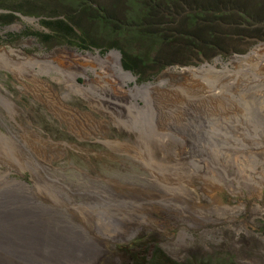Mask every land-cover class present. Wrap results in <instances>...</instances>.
Listing matches in <instances>:
<instances>
[{"label":"rangeland","instance_id":"1","mask_svg":"<svg viewBox=\"0 0 264 264\" xmlns=\"http://www.w3.org/2000/svg\"><path fill=\"white\" fill-rule=\"evenodd\" d=\"M201 3L205 7L196 0H0V11L13 16L0 15V23L9 22L0 28V50L21 54L0 56V93L13 103L0 102V131L24 144L31 138L21 137V126L61 144L57 153L48 150L55 155L51 162L25 145L28 159L41 166L17 172L19 166L8 163L21 162V154L0 143V158L10 160L0 164L3 179L33 187L32 196L16 189L8 193L24 204L35 202L34 212L44 207L41 223L52 238L41 251L48 264H264V67L232 62L264 44V0ZM194 8L212 11L200 10L190 24L191 12L184 11ZM15 14L60 17L75 34L66 37ZM150 14L156 25L191 31L195 38L163 47L153 38L143 40L135 30H159L148 27ZM26 32L39 36L23 37ZM200 38L208 45L198 54L192 45ZM75 49L102 56L118 51L122 66L124 59L139 58L132 71L138 84L167 79L170 85L139 98L141 108L127 97L113 99L102 83L88 92H70L62 73L67 64L75 66L68 54ZM31 57L45 61L41 67L23 63ZM156 57L179 64L158 72L152 64ZM216 61L227 63L226 69L218 63L217 71L190 74V68ZM34 69L60 96L69 94L64 103L74 118L27 90L25 84L34 86ZM85 121L90 129L76 134ZM16 218L22 235L14 244L28 247L27 224L40 226V221L26 212ZM114 234L116 239L107 237ZM0 264L26 263L0 248Z\"/></svg>","mask_w":264,"mask_h":264},{"label":"bare ground","instance_id":"2","mask_svg":"<svg viewBox=\"0 0 264 264\" xmlns=\"http://www.w3.org/2000/svg\"><path fill=\"white\" fill-rule=\"evenodd\" d=\"M19 28H20V26L17 25L14 29H19ZM15 52H17V51H15L14 49H12V50L2 49V50H0V56L1 55H4L6 57H10L12 55L21 56L20 53H15ZM68 52H70V53H68L69 57L71 58L72 62L75 64V66H70L72 64H67L66 67H68V69L63 70L62 76L67 80L68 91L73 92V93L88 92L91 87H95V85L102 83V84H104L103 86L110 88V90L112 91L113 99L126 98L127 97L129 99V101L132 100V102H134V104L133 103L132 104L135 107L141 108V106H140L141 104L138 101L139 98H141V97L145 98L149 94L154 93V92H158L161 90L163 91V89L166 90L167 89L166 86L170 85L169 80H167V79H160L158 82H149V83H145V84H138L137 78L134 77L133 74L124 70L122 63L120 62L121 57L115 51L108 53L106 56H102L99 51L96 53H93V52L79 53L77 51L70 50ZM27 59H28V61L24 60L23 63H29L30 62L33 66H40V67L43 64L42 62L45 61L44 58H42V57H31V58H27ZM233 61H236V62H239V61L242 62L243 61L244 63H252V62L256 63L257 62L256 64L264 67V44L255 48L251 53H249L246 56H242L240 58H233L232 62ZM218 63L219 64L222 63L224 65L223 66L224 69H222V70H225L226 69L225 66L228 65L227 63H224L222 61H216V64H206V65L202 66L201 68H190L189 71L193 77H196L197 75H199L202 72H206L209 70L217 71V64ZM57 66H58V68L59 67L62 68V65H60V64ZM70 70L72 73H69ZM34 74H35L34 80H33L34 86H30V85L25 84V86L27 87V90L31 91L34 96L39 97L40 99L42 98L43 102H45L46 104H49L51 106V108H53L54 111H57V112L60 111L59 113L62 116L66 115V116L74 118L75 115L71 112L73 110L69 109V107H67V105L64 103L65 99L68 98L69 94L66 93L63 96H60L58 94V92L53 88V86L49 82L42 79V74H43L42 72L34 69ZM80 76H83L85 78L84 84H79L78 78ZM113 94H115V96ZM2 100H3V102H2ZM0 102L5 103V105L8 104L9 106H13V103L11 102V100L6 98L5 96H3L1 93H0ZM57 104H58V107H57ZM68 113H71L74 116L71 114H68ZM78 115H79V113H78ZM83 124H86V121L83 122ZM83 124L80 126L79 129L75 128L76 134L80 133L78 135H83L86 133V130L90 129L87 124H86L87 127L83 126ZM20 130L22 131L21 137L25 136V138H26L27 136H29L31 138V139H29V142L27 141V142H24V144H22V143L18 144L15 140H13L11 138V137H16L17 135H15V134L14 135L13 134L12 135H5L0 131V143L4 144L11 154H13V155H20L21 154V157H22L21 162L20 161L14 162V163L11 162V163H8V165L12 166L14 164V166L16 167V165H15V163H16L19 166L18 168L15 169L16 171L18 170L17 172L23 171V168H27V165L34 167V168L41 166L40 162H36L32 159H31L32 160V162H31L28 159L26 154L23 152V150H26L25 145L27 147H30L33 150H37L38 152H36V154L39 157V158L38 157L37 158L40 159L41 161L51 162L52 161L51 156L54 155V154H52L53 153L52 149L57 153L59 151L58 147L61 144L59 145V144H53V142H51V141L49 142L48 140L43 138L39 133H37L34 130H29V129L23 128L21 126H20ZM19 136H20V134H19ZM108 144L113 148L125 147V145L120 143V142H108ZM48 150H51L52 153L48 152ZM5 162H10V160L0 158V164H3ZM4 165H2V166H4ZM7 170L9 173L13 171L12 169H7ZM2 174H3V172L0 173V182H1L0 183V192H3L4 196L0 198V229H1V231H0V248L14 253L16 255V257H18L19 259L24 261L26 264H48L49 262H47V260L45 259L46 254L41 251V247L44 248V247L51 246L49 239L52 238L51 235H48V236L46 235L47 228H45L43 226L44 223H41V222H44L43 221L44 219H43V216H40L41 215L40 213L44 207L39 206L38 210L36 209L37 212H34L32 210V207H33V205L34 206L36 205V204H34L35 202L33 203V205L30 202L32 206L28 207V205L30 204L29 202L28 203L25 202L27 204H24L23 202H21V200L19 201L17 198H15L11 194H9L8 191L16 189L22 193H25L27 196H29L30 194H31L30 196H32L33 187L31 185H28L24 181H21V180H16L13 178L11 179L9 177H8L9 179H3ZM13 184H16V185H13ZM263 185H264V183H263ZM24 186L26 189L24 188ZM34 188L39 194L44 196V193L41 191L42 188H41L40 184L39 185L36 184L34 186ZM258 192H260V191H258ZM0 195H2V193H0ZM3 198L6 200V202L3 201ZM16 199L18 200V202ZM160 202H162V201H160ZM22 203H23V205H22ZM21 211L23 213L24 212L29 213L31 216L35 217V219L37 218L40 221V222L37 221L40 224V226L27 224L28 228H30V231H31L30 238L28 237L29 239H27L28 240V244H27L28 247L22 246V244H19L18 246H16L14 244V243H16V238L19 237L20 235H22L21 223L16 218L18 215L22 214ZM24 215H26V214H24ZM22 217H24V216L22 215ZM16 219L18 221L17 223H16ZM125 221H126V219H123L121 221V223L125 224ZM23 225L24 224L22 222V226ZM118 234H116V235L114 234L112 236H107V237L116 239ZM25 235H27V234L25 233ZM53 236H54V234H53ZM22 238H23V236H22ZM19 241H17V242H19ZM53 243L56 244L55 241H53ZM55 246L56 245H54V247ZM36 247H38V248H36ZM61 250H63V249H61ZM45 251H47V250H45ZM46 253L48 254L49 250ZM63 256H64V253H63Z\"/></svg>","mask_w":264,"mask_h":264},{"label":"trees","instance_id":"3","mask_svg":"<svg viewBox=\"0 0 264 264\" xmlns=\"http://www.w3.org/2000/svg\"><path fill=\"white\" fill-rule=\"evenodd\" d=\"M202 1H204V0H196V3L201 4V5H204V4L201 3ZM215 1L217 2V0H214V2ZM230 1H232V0H228V2H230ZM204 3H206V2H204ZM209 5L212 6V3H209ZM202 7H205V5L202 6ZM202 9L203 10H201V8H197L195 10H185L184 11L185 13L187 11H190L191 12L190 14L187 15V18H189V20H187V22L190 23V24H193L194 21H197L196 17L199 16V13L201 11L203 13H205L207 11H212L211 9H209V10H205V8H202ZM148 11H145V12H148ZM255 11H256L255 15H260L258 13V11H259V5L255 7ZM2 13L5 14V15H3L5 18H9V17L12 18L13 17L12 15H8L7 12H0V15ZM166 15H168V14H166ZM166 15H163L162 18L165 17ZM204 15H206V14H204ZM15 16H17V15L15 14ZM262 16H264V15H262ZM17 17H19V16H17ZM143 17H146V14H144ZM147 17L151 18V23H153L152 26H148V27H153V25L159 26V30H156V31L152 32V31L149 30V28H146V29L143 28L144 26H141L144 30L143 29L142 30H135L138 33V35H141L139 37L140 38L143 37L142 39L145 40V41H146V39L149 40L148 38H153L154 41L157 42V44L160 43L159 44L160 47H163L162 45L175 44L177 42L183 44L185 42V39H188V41L189 40L190 41H193L192 37L195 38L194 32H191L190 31L187 34H184L180 30H177L176 28H174V29L173 28H166V26L168 24L163 28V26L165 24L163 25L161 22H158L157 25H156V23L152 20V18L155 17L153 14H150ZM38 21H39V23H40L41 26L47 28L51 32H60V33H62L63 36H66V37L67 36H72L73 34H75L74 33V29H72V27L65 20L61 19L60 17H55V18H42V19L40 18V19H38ZM8 24H9L8 20L6 22H4V23H0V28H4ZM29 36L36 37V36H39V34L38 33H31V32H26V33L23 34V37H29ZM50 37H51L50 35H47L46 36V38H50ZM198 41H199V44H197V43L195 44L193 42L194 44L193 45L191 44V45H192V47H193L194 50L197 49V53L198 54H201L202 53L201 50L204 49V48H206L208 44H207V40H205V38H200ZM69 44H71V43H69ZM204 44H205V46H204ZM78 47L80 49H82V50H89V48L86 47L85 45H78ZM210 48H211V46H209L207 49H210ZM167 58H169V57H167ZM137 59H139V58H136V60ZM136 60L134 59V60H130L128 62V60L124 59L123 60V68L126 69V70H129L131 72L134 71L135 70V66H133L134 65L133 63L136 62ZM175 63H177V62L169 63V62H167L166 60H164V59H162L160 57H156L154 60H152V64L158 65L160 67L159 70H158V72L161 71V70H163V69H165V68H167V67L172 66ZM180 63L181 64H184L182 61H180ZM177 64H179V63H177ZM186 64H189V63H186Z\"/></svg>","mask_w":264,"mask_h":264},{"label":"water","instance_id":"4","mask_svg":"<svg viewBox=\"0 0 264 264\" xmlns=\"http://www.w3.org/2000/svg\"><path fill=\"white\" fill-rule=\"evenodd\" d=\"M0 12H3V11H0ZM17 16H19L21 19H27V20H37L38 21V19H31V18H24L23 16H21V15H17ZM74 51H77L78 52V50L77 49H75ZM116 53H118L119 55H120V52H118V51H115ZM80 53H82V52H80ZM120 57H121V55H120ZM129 73H131L132 74V72H129Z\"/></svg>","mask_w":264,"mask_h":264},{"label":"flooded vegetation","instance_id":"5","mask_svg":"<svg viewBox=\"0 0 264 264\" xmlns=\"http://www.w3.org/2000/svg\"><path fill=\"white\" fill-rule=\"evenodd\" d=\"M168 62V61H167ZM169 63H172V62H169Z\"/></svg>","mask_w":264,"mask_h":264}]
</instances>
